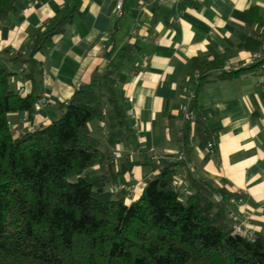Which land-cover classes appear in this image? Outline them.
<instances>
[{
    "label": "trees",
    "instance_id": "1",
    "mask_svg": "<svg viewBox=\"0 0 264 264\" xmlns=\"http://www.w3.org/2000/svg\"><path fill=\"white\" fill-rule=\"evenodd\" d=\"M17 1L0 0L3 35ZM183 2L194 7L199 3ZM76 12L77 4L41 30L25 51H14L7 64L0 62V264H264V236L249 241L233 232L225 203L215 197L222 193L226 198L227 193L190 175L188 191L174 185L177 166L186 159L167 157L133 201L125 200L124 187H112L134 164L124 161L113 167L114 148L135 130L121 96L123 67L134 61V45L108 56L103 70L95 69L88 83L58 104L54 120L14 136L9 114L30 115L40 96L37 54L73 24ZM258 19L251 7L248 25ZM261 41L260 33L249 32L244 47L257 50ZM224 64L216 55L191 60L197 71L190 104L194 135L206 145L214 135L197 102L204 83L264 70L262 62L236 69ZM18 72L31 83L25 93L12 83ZM92 122L97 123L95 129ZM190 136L186 121L180 139L185 152ZM95 165L105 169L96 172Z\"/></svg>",
    "mask_w": 264,
    "mask_h": 264
},
{
    "label": "crops",
    "instance_id": "2",
    "mask_svg": "<svg viewBox=\"0 0 264 264\" xmlns=\"http://www.w3.org/2000/svg\"><path fill=\"white\" fill-rule=\"evenodd\" d=\"M116 1L18 0L4 35L0 23V62L7 64L14 51H25L41 30L77 4L73 24L54 35L43 54H37L42 69L39 93L51 104L30 115L11 112L14 136L32 129L33 124L41 127L54 120L58 104L88 83L95 69L103 70L108 56L116 57L130 43L135 46V59L123 67L126 79L121 96L125 101L133 97L126 105L133 106L130 122L139 126L113 150L114 170L124 161L134 163L117 178L129 194L125 200L140 196L145 180L167 157L176 159L183 153L186 163L177 166L174 177L180 190L189 189L190 175L210 181L226 197L242 198L232 207L244 210L257 234L264 236V70L205 82L197 102L213 132V147L194 135L193 124L186 152L180 140L186 122L181 107L197 82L192 58L216 55L228 69L244 66L250 53L244 47L249 32L259 33L264 23V0H201L197 7L183 0H123L121 17L116 15ZM251 7L259 19L249 26L246 12ZM12 83L15 89L24 88V93L31 88L21 72L12 77ZM90 126L95 129L97 123ZM127 149L136 152L126 158ZM104 169L93 167L96 172Z\"/></svg>",
    "mask_w": 264,
    "mask_h": 264
},
{
    "label": "built area",
    "instance_id": "3",
    "mask_svg": "<svg viewBox=\"0 0 264 264\" xmlns=\"http://www.w3.org/2000/svg\"><path fill=\"white\" fill-rule=\"evenodd\" d=\"M195 1L200 2L201 0H195ZM28 5L31 6L32 2H29ZM115 11L118 17H121L123 15L124 13L123 0L116 1ZM135 31L136 29H133L131 31V35L135 34ZM259 33L262 37V41L259 45V48L254 51H250L249 56L246 59V63L244 65H249L251 63H256V62H262L263 63L262 65L264 66V23L261 25ZM262 89L264 90V87ZM18 91L20 93H24V88H18ZM192 97H193V93L189 94L188 102L183 104L181 107V113L184 121H188L190 124L194 123V117L190 111V104H189V101L192 99ZM126 101L132 102L133 97L129 96ZM49 104H51L50 99L46 95L42 94L36 99L34 104V109L38 110L41 107ZM133 112L134 111L132 106L129 108L128 113L132 116ZM22 120L24 121L25 118H23ZM138 126H139L138 122H133L134 129H137ZM37 127H38L37 124H33V128H37ZM207 147L209 148L213 147L212 140H210L207 143ZM135 152H136L135 149H127V154L125 157L128 158L129 156H131V154H134ZM176 158L184 160L185 155L183 153H179ZM174 185L178 186V183L175 180H174ZM112 187L117 190L123 188L121 184H115L112 185ZM126 196H129V194L127 193ZM215 197L217 200L223 201V203H225L224 205L226 208V215L229 219H231L233 232L249 241H253L256 238L257 232L254 226L250 223V216L244 210L240 208L235 209L232 207L233 204H240L242 202V198L233 195L224 198L222 193H215Z\"/></svg>",
    "mask_w": 264,
    "mask_h": 264
},
{
    "label": "rangeland",
    "instance_id": "4",
    "mask_svg": "<svg viewBox=\"0 0 264 264\" xmlns=\"http://www.w3.org/2000/svg\"><path fill=\"white\" fill-rule=\"evenodd\" d=\"M115 193V192H114ZM116 194V193H115Z\"/></svg>",
    "mask_w": 264,
    "mask_h": 264
}]
</instances>
